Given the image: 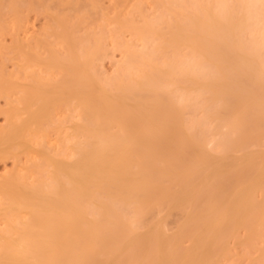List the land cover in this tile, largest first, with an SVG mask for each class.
<instances>
[{"label":"bare ground","instance_id":"1","mask_svg":"<svg viewBox=\"0 0 264 264\" xmlns=\"http://www.w3.org/2000/svg\"><path fill=\"white\" fill-rule=\"evenodd\" d=\"M106 3L0 0V264H264V0Z\"/></svg>","mask_w":264,"mask_h":264},{"label":"rangeland","instance_id":"2","mask_svg":"<svg viewBox=\"0 0 264 264\" xmlns=\"http://www.w3.org/2000/svg\"><path fill=\"white\" fill-rule=\"evenodd\" d=\"M107 3V5L108 4H110V5H113L115 2H118V0L117 1H115V0H105ZM44 15H36V14H31V21H32V23L30 24V29H31V33L32 34H35L36 32H39V30H41L42 29V27H43V25H44V22H45V18L43 17ZM32 25V26H31ZM35 31V32H34ZM8 40H6V43L7 44H9L10 43V41H11V38L10 37H8L7 38ZM116 57H111V58H107L105 61H104V67H103V73H105V74H107V75H111L113 72H114V69L116 68V66L119 64V62L121 61V55H120V53H118V52H116V55H115ZM0 61H1V56H0ZM8 66H9V68L10 69H12V64L10 63V65H9V63H8ZM4 100L3 99H1V106H4ZM2 124H4V116L3 115H0V126H2ZM264 147H262L261 149H259V150H264L263 149ZM237 158L239 159L241 156H242V153L241 154H238L237 153ZM239 161H240V159L238 160V163H239ZM9 162V161H8ZM7 162V163H8ZM7 166H9V167H7ZM12 168V162L10 161L9 163H8V165L7 164H0V169H1V171H0V173H2L3 174V171L4 172H6V169L8 170V169H11ZM220 178H222L221 179V181L224 183V182H227V180H229V179H227L226 177H220ZM219 178V179H220ZM226 178V179H225ZM220 181V182H221ZM227 184H229V183H227ZM208 190V191H207ZM205 189V192H204V194H206V195H204L205 196V198L206 199H208V198H210V193H209V191H211L210 189ZM259 197V196H258ZM259 199H260V201L259 202H261V198L259 197ZM257 200H258V198H257ZM263 201V200H262ZM179 212V213H178ZM154 213H155V215H153V217H152V214H153V212H152V214H149V217L151 216L153 219L151 220L149 217V219H148V222H149V224H153L155 221H156V218H158L157 216V212H155L154 211ZM181 211L179 210H176V211H173V213L172 214H170V215H168V216H166L167 217V224L165 225V226H167L166 227V229H168L167 231H169L168 233L169 234H172V233H174V232H176V231H178V228H179V222H180V220H182V216H181ZM165 215V212H163L160 216H164ZM156 218H155V217ZM166 217H165V219H166ZM180 217V218H179ZM151 221V223H150V221ZM154 220V221H153ZM165 221V222H166ZM179 221V222H178ZM178 224V225H177ZM142 229H144V230H142ZM141 229V231H145V230H147V228L146 227H144V228H142ZM170 229V230H169ZM244 233V232H243ZM242 236V235H241ZM229 240H230V242H229ZM229 240L227 241V243L228 244H226V247L227 248H232L233 246H234V242L232 241L233 239H231V238H229ZM245 251V249H244V246H241L240 248H238V249H236L235 251H230L228 254H227V257H225V259H223V261L225 262L226 261V263H224V262H222V264H229V262H227V260H226V258L228 259V261H230V264H233V263H238V264H244L245 262H244V257H242V256H240V255H242V253ZM238 253H240L239 255H238Z\"/></svg>","mask_w":264,"mask_h":264}]
</instances>
